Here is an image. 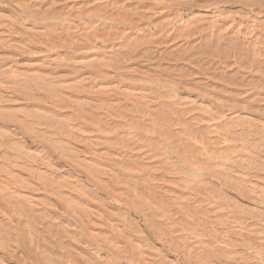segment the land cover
I'll use <instances>...</instances> for the list:
<instances>
[{"label":"bare ground","instance_id":"1","mask_svg":"<svg viewBox=\"0 0 264 264\" xmlns=\"http://www.w3.org/2000/svg\"><path fill=\"white\" fill-rule=\"evenodd\" d=\"M0 264H264V0H0Z\"/></svg>","mask_w":264,"mask_h":264}]
</instances>
